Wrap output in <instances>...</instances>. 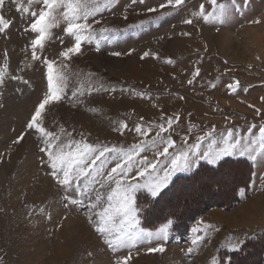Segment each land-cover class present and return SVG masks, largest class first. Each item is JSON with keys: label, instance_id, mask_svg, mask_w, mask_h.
Masks as SVG:
<instances>
[{"label": "rangeland", "instance_id": "374dc122", "mask_svg": "<svg viewBox=\"0 0 264 264\" xmlns=\"http://www.w3.org/2000/svg\"><path fill=\"white\" fill-rule=\"evenodd\" d=\"M20 3L28 6L27 0ZM162 3L165 0L136 4L112 0L105 6V0H89L90 7L101 9L88 21L96 30L95 39L85 41L79 54L63 61L67 64L63 68L59 52L74 43L63 32L64 23L51 30L42 50L38 48L41 60L32 61L34 34L25 31L32 18L6 2L2 14L11 25L0 34L4 78L0 85V264H114L117 256L129 257L128 264H264V154L255 153V160L239 152L213 163L197 159L222 146L228 129L244 144L259 139V128L264 126V0H217L227 5L222 21L213 18L219 8L210 0H185L177 9L160 8ZM200 5L204 15L195 14ZM40 7L34 4L33 10ZM185 19L192 23H184ZM141 21L147 23L131 27ZM146 51L156 55L142 59ZM117 52L119 56L114 55ZM44 58L55 60V67L68 77L66 98L46 106L42 116L43 127L62 142L67 143L71 133L75 141L128 151L156 138L159 125H164L167 131L162 135L175 142L169 153L174 156L191 149L196 160L188 170L175 173L156 197L146 188L136 190L139 236L115 253L88 219L94 215L93 188L106 199L104 193L114 185L100 190L99 183L89 178L79 183L80 191H74L75 181L65 190L51 176L47 153L41 152L43 139L26 128L47 88ZM197 67L200 74L194 78ZM237 81L239 87H229ZM73 91L78 95L73 96ZM167 118L173 119L171 127ZM137 125L147 135L136 132ZM21 133L23 139L14 143ZM164 146L163 140H157L156 147L134 154L132 175L146 157L158 162L157 175L162 177V170L171 164L156 155ZM112 167L115 161L109 156L100 171L106 175ZM207 167L220 170L206 176L203 171L197 178L205 184L204 190H198L204 193L197 210L189 191L188 216L199 212L189 223L177 227L168 221L154 230L142 225L140 196L156 199L177 178ZM136 179L151 182L147 176ZM85 183L88 191L83 192ZM66 195L82 203L72 205ZM197 236L200 240L193 244ZM157 247L165 250L149 251Z\"/></svg>", "mask_w": 264, "mask_h": 264}, {"label": "snow or ice", "instance_id": "6c2138e0", "mask_svg": "<svg viewBox=\"0 0 264 264\" xmlns=\"http://www.w3.org/2000/svg\"><path fill=\"white\" fill-rule=\"evenodd\" d=\"M6 2H10L17 12H24L32 18L25 28V31L30 30L34 34V38L30 41L32 61L41 60V57L37 55L38 48L40 50L44 48L45 42L51 38V30L59 26L61 21L65 25L63 32L67 36L74 38L72 46L66 47L59 52L63 68H67V64H63V61H68L75 54H79L85 41L91 43L95 39L96 30L88 21L90 17H94L101 9L99 7H90L89 0H27V7L20 3V0H0V34H5L11 25V21L6 19L2 14ZM111 2L112 0H105V6ZM131 2L133 4L137 2L143 3L144 0H131ZM210 2L219 8V13L215 14L213 18L222 21L227 14V5L224 3L218 4L217 0H210ZM234 2L235 0H233ZM184 3L185 0H165V3L160 4V8H182ZM34 4L41 5L38 11L33 10ZM148 11L154 12L156 10L149 8ZM195 14L204 15V6L200 5L199 12ZM204 18L207 19L208 17L204 16ZM144 23L147 22L141 21L140 24L132 25L131 27L139 28ZM184 23L191 24L192 20L185 19ZM185 35H188V33H185ZM60 42L63 43V40ZM98 46L99 41L97 40ZM114 55L119 56L120 53L117 52ZM155 55V53L146 51L141 58ZM167 62L172 63L173 61L169 59ZM43 64L46 67L47 88L39 99V102L34 106V111L26 123V128L30 131H35L43 139L45 147L41 148V152L47 153V163L51 168V176L65 190L75 181L77 187L74 188V191H80L79 183L88 181L89 178L93 182L99 183L100 190H103L106 185H114L109 191L104 193L106 199H102L101 191L93 188V191H96L95 201L91 204L94 215L90 214L88 219L90 224L95 225L96 231L105 237V245L115 253L118 249L128 246L130 242L139 236L136 227L138 224L134 195L136 190L146 188L151 196L156 197L160 194L161 189L166 187L168 181L175 173L188 170L195 164L196 160L190 155L191 149L189 151H181L174 156L169 153V149L174 147L175 142L171 137L162 135V133L167 131L164 125H159L156 138L133 145L128 151L116 147H97L94 144L86 142V140L75 141L71 133H67V143L62 142L60 136L47 131L43 127L42 116L45 114L46 106L51 107L66 98L68 77L62 70L55 67V60L44 58ZM199 74L200 69L197 67L193 72V77L195 78ZM11 78L21 80L24 84H29V81L23 80L22 77L13 76ZM192 82V80L188 81L189 84ZM3 83V69H0V85ZM229 87L235 89L239 87V82L237 81L235 84L229 85ZM72 95L77 96L78 93L73 91ZM139 95H143V93H139ZM166 122L168 127H171L173 119L167 118ZM252 127L255 126L253 125ZM135 131L142 135H147V131L140 125L136 126ZM61 132H64L63 128ZM24 135L25 133H21L14 143H19ZM209 135H212V133L210 132ZM157 140H163L165 146L163 147V151L158 150L156 155L171 160L170 166L162 170L164 172L163 176L157 175L158 162L149 161L146 157L141 158L140 167L137 169L136 174L132 175L133 168L136 166L134 154L139 155L141 151L146 150V147H156ZM57 141H61V143L57 144ZM221 144L222 146H218L215 150L210 148L197 159L213 163L224 156L239 152L240 155H247L249 159L255 160V153L260 152L264 154V126L259 128V139H251L247 144L242 143V139L235 138L233 131L228 129L227 135L222 137ZM109 156L115 161V167H112L105 175L100 169L103 168ZM98 175L103 177L102 181H95V177ZM137 176L141 179L147 176L151 182L145 181L144 183H140L136 179ZM86 191H88V188L85 183L83 192ZM65 200H70L72 205L82 203L80 200L71 198L70 195H66ZM97 207L100 208L98 212L95 211ZM194 231L198 230L194 229ZM199 240L200 237L197 236L192 243L196 244ZM164 250L163 247L149 249V251L160 252ZM188 251L191 252L192 249L189 248ZM128 260L129 257L117 256L114 264H128Z\"/></svg>", "mask_w": 264, "mask_h": 264}, {"label": "trees", "instance_id": "16d2710c", "mask_svg": "<svg viewBox=\"0 0 264 264\" xmlns=\"http://www.w3.org/2000/svg\"><path fill=\"white\" fill-rule=\"evenodd\" d=\"M219 170L211 167H207L204 170L201 168L190 176L179 177L172 183L168 190L164 191L156 199H151L146 195L140 196L137 206L142 225L154 230L168 221H174L178 225L177 227H180L179 224L189 223L199 212L194 211L192 216L189 217L188 211L190 209H188V205L191 203V205L197 207L198 201L204 193L198 192V190L205 189L202 187L205 184L200 185L198 183L199 179L197 178L203 175V171L206 176L209 173H215ZM195 186L196 188H193ZM189 191L192 192L191 196H193V201L185 203L187 200L186 197L190 194ZM195 197H197L196 201H194Z\"/></svg>", "mask_w": 264, "mask_h": 264}]
</instances>
